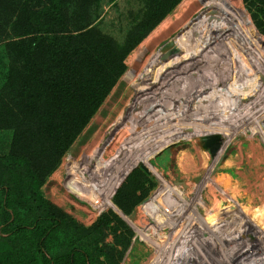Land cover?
<instances>
[{
    "label": "trees",
    "instance_id": "obj_1",
    "mask_svg": "<svg viewBox=\"0 0 264 264\" xmlns=\"http://www.w3.org/2000/svg\"><path fill=\"white\" fill-rule=\"evenodd\" d=\"M6 1L0 0V8L7 9ZM35 1L42 7L16 16L8 11L0 14V53L5 55L0 65V131H13L7 157L22 166L19 177L28 179L24 185V178L12 176L10 182L20 189L12 191L42 197L40 187L124 73L129 52L180 0H136L142 1L141 9L129 16L127 25H120L118 35L107 30L102 14L104 2L117 0ZM226 1L187 0L158 34L173 30L168 39L187 32ZM246 1L264 15V0ZM206 25L215 26L214 34L197 31L183 36L159 48L145 61L143 71L127 74L135 89L130 104L78 156L71 155L66 167L69 191L98 212L110 207L120 212L112 199L116 187L131 167L149 169L160 186L142 208L157 228L143 232L136 227L156 246L157 253L147 264H187L183 252L206 241L223 260L216 264H242L224 247L236 243L240 230L220 219L217 225L212 222L205 214L204 190L211 169L235 134L250 125L258 127L264 119V36L240 3L213 14ZM220 91L231 97L215 101ZM175 119L192 136L204 133L202 121H208L209 127H230L221 132L227 141L219 143L218 156L190 187L171 182L150 160L177 138L179 127H168ZM186 135H179V140ZM133 178L136 192L144 186L137 175ZM128 187V183L122 186L119 195L129 192ZM50 210L56 214L54 207ZM179 223V232H173ZM168 233L171 245L165 248L157 239ZM176 235L181 238H172ZM182 237L188 246L180 249ZM243 254L238 258L247 256L250 260L245 264H254L256 254Z\"/></svg>",
    "mask_w": 264,
    "mask_h": 264
},
{
    "label": "rangeland",
    "instance_id": "obj_2",
    "mask_svg": "<svg viewBox=\"0 0 264 264\" xmlns=\"http://www.w3.org/2000/svg\"><path fill=\"white\" fill-rule=\"evenodd\" d=\"M32 1L8 0L4 6L7 9L0 8V14L8 11L16 16L18 13L22 14L43 5L35 0ZM186 1L180 0L129 52L125 59L124 73L71 144L58 166L40 187L39 193L42 197L31 196L27 191L20 194L12 191L20 189L14 188L10 179L12 176L19 177L18 174L23 169L21 165L10 161L7 157L13 140V131H0V264H147L155 257L156 246L136 228L137 226L143 228V232H146L148 228H157L142 208L160 186L149 169L145 166L148 172L142 165L131 167L114 190L113 202L126 214L124 217L111 207L98 212L86 200L72 194L66 186V181L69 180L66 167L71 155L78 156L126 110L135 94L133 85L126 79L127 74L131 71L137 73L143 71L145 61L159 48L197 31L214 34L215 26L206 25L210 16L236 3L243 4L254 26L264 36V15L255 5L246 0H227L212 9L187 32H179L168 39V35L173 30L159 35L160 29L175 18ZM200 1L203 3L204 0H195V3ZM141 7L142 1L136 0H117L106 4L104 2L102 7V14L106 20L104 26L118 35L120 25H127L129 16L137 13ZM149 45H152V50L148 48ZM146 48L147 52L144 54ZM0 55L1 65V62L5 61V55L3 53ZM221 97L227 99L231 96L220 91L214 100L219 102ZM208 124H210L208 121L200 122L199 126L203 128L204 133L194 136L190 135L177 119L168 126L170 130L175 126L179 127L177 130L180 129V132L176 134L177 140L172 139L173 144L158 151L150 160L171 182L175 184L186 182L190 187L193 182L206 174L218 156L221 145L215 152L212 148L216 143L221 142L222 145L226 143L227 137L221 132L226 131L225 128L229 126L212 125L216 127L211 129L212 126L209 127ZM182 134L188 136L186 135L187 138L184 140H179V135ZM263 134L264 119L258 127L250 125L246 130L238 131L211 169L212 173L204 190L207 204L204 210L212 222L216 224L215 221L220 219L225 221L228 227L240 230L241 233L236 235L238 237L236 243L232 245L227 242L224 247L229 254L237 256L236 259L242 264L247 263L250 258L241 256L243 258L241 260L238 256L241 253L245 255L250 252L256 254L253 256L252 263L264 264ZM138 171H141L143 175H140ZM134 174L144 186L136 192L133 191L137 185L135 179H132ZM23 178L26 185L28 179L23 175L19 177L21 180ZM130 179H132L131 183L128 182ZM126 183L129 185V192L125 191L119 195V190ZM180 186L184 190L189 188L185 185ZM118 199L122 202V207L117 202ZM50 206L56 209V214H53L54 211L50 210ZM186 216H188L187 213L184 214V218ZM52 217H55V220ZM180 224L176 225L172 231L179 232L176 228ZM193 232H191L192 235ZM191 233L187 232V236ZM170 234H166L165 239H157L165 248L171 245ZM174 237L178 238L179 235L172 238ZM186 237H182L183 246L180 245V249L188 246ZM170 249H174V244ZM259 251H261L260 254H258ZM218 252L217 248L213 249L212 245L206 241L196 248H190V251H184L182 255L188 257L187 264H190V259L191 264H216L218 261L223 262ZM179 262L184 264V261Z\"/></svg>",
    "mask_w": 264,
    "mask_h": 264
},
{
    "label": "water",
    "instance_id": "obj_3",
    "mask_svg": "<svg viewBox=\"0 0 264 264\" xmlns=\"http://www.w3.org/2000/svg\"><path fill=\"white\" fill-rule=\"evenodd\" d=\"M219 148V143H216L215 145H214V147L212 148V150L215 152L217 149ZM147 171H148V169L144 166V165H142ZM149 172V171H148ZM116 205V204H115ZM117 206V205H116ZM117 208H119L118 206H117ZM120 209V208H119ZM121 210V209H120ZM121 212L123 213V214H125L122 210H121Z\"/></svg>",
    "mask_w": 264,
    "mask_h": 264
},
{
    "label": "bare ground",
    "instance_id": "obj_4",
    "mask_svg": "<svg viewBox=\"0 0 264 264\" xmlns=\"http://www.w3.org/2000/svg\"><path fill=\"white\" fill-rule=\"evenodd\" d=\"M119 209V208H118ZM119 211L120 212H118L121 216H124V217H126V214H123L122 212H121V210L119 209Z\"/></svg>",
    "mask_w": 264,
    "mask_h": 264
}]
</instances>
